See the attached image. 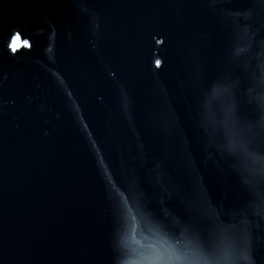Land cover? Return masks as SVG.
I'll return each mask as SVG.
<instances>
[{"label":"water","instance_id":"water-1","mask_svg":"<svg viewBox=\"0 0 264 264\" xmlns=\"http://www.w3.org/2000/svg\"><path fill=\"white\" fill-rule=\"evenodd\" d=\"M158 256L264 264V0H0V264Z\"/></svg>","mask_w":264,"mask_h":264},{"label":"snow or ice","instance_id":"snow-or-ice-1","mask_svg":"<svg viewBox=\"0 0 264 264\" xmlns=\"http://www.w3.org/2000/svg\"><path fill=\"white\" fill-rule=\"evenodd\" d=\"M148 264H172V260H171V258H169L168 260L162 261V260H160V258L158 256L156 260L149 261ZM176 264H182V262L179 259H177Z\"/></svg>","mask_w":264,"mask_h":264},{"label":"rangeland","instance_id":"rangeland-1","mask_svg":"<svg viewBox=\"0 0 264 264\" xmlns=\"http://www.w3.org/2000/svg\"><path fill=\"white\" fill-rule=\"evenodd\" d=\"M15 44H17V41L16 40L13 41V45H15Z\"/></svg>","mask_w":264,"mask_h":264}]
</instances>
